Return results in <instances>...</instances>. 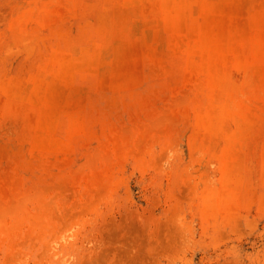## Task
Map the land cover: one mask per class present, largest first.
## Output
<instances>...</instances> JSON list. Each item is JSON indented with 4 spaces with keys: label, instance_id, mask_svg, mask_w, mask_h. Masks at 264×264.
<instances>
[{
    "label": "rangeland",
    "instance_id": "rangeland-1",
    "mask_svg": "<svg viewBox=\"0 0 264 264\" xmlns=\"http://www.w3.org/2000/svg\"><path fill=\"white\" fill-rule=\"evenodd\" d=\"M0 264H264V0H0Z\"/></svg>",
    "mask_w": 264,
    "mask_h": 264
},
{
    "label": "bare ground",
    "instance_id": "bare-ground-1",
    "mask_svg": "<svg viewBox=\"0 0 264 264\" xmlns=\"http://www.w3.org/2000/svg\"><path fill=\"white\" fill-rule=\"evenodd\" d=\"M54 249V247H51L49 250H53Z\"/></svg>",
    "mask_w": 264,
    "mask_h": 264
}]
</instances>
